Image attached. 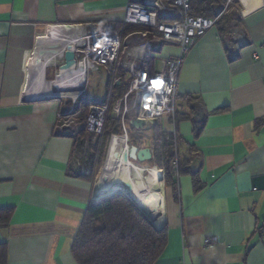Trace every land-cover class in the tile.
Instances as JSON below:
<instances>
[{"label":"crops","instance_id":"obj_1","mask_svg":"<svg viewBox=\"0 0 264 264\" xmlns=\"http://www.w3.org/2000/svg\"><path fill=\"white\" fill-rule=\"evenodd\" d=\"M127 2L0 0V209L13 208L0 225L6 264H79L72 243L89 203L102 193L95 180L70 169L75 138L57 129L64 100L47 89L29 98L34 51L57 23L121 22ZM238 6L243 45H228L214 25L182 64L176 114L191 111L193 95L206 113L200 134L189 117L157 120L177 132L180 158H190L203 185L196 190L193 174L183 173L174 194L160 176L155 187L164 208L153 222L168 226V244L155 264H264V0ZM178 51L165 44L152 52L151 72ZM50 67L49 80L56 69ZM208 237L215 242L207 244Z\"/></svg>","mask_w":264,"mask_h":264},{"label":"built area","instance_id":"obj_2","mask_svg":"<svg viewBox=\"0 0 264 264\" xmlns=\"http://www.w3.org/2000/svg\"><path fill=\"white\" fill-rule=\"evenodd\" d=\"M190 2V0H128L124 18L119 25L96 21L70 23V29L76 30V39L73 42L76 45L75 57L81 62L74 70L84 67L86 79L76 96L53 95L62 98L67 106H63L57 113L58 131L74 138L82 130L95 136L101 134L110 108L114 85L122 81L124 72L123 80L128 83V88L112 108L116 113L115 116L121 119L123 132L119 135L128 136L130 142L127 114L145 119L147 124L144 128L150 127L153 124L152 120L156 122L164 115H171L175 120L178 100L177 83L186 53L202 34L216 25L226 12L238 13L239 11L238 0H221V4L213 15H194L190 13ZM58 25L67 26L68 24L57 23L53 26ZM129 25L138 27L126 31ZM229 33L231 39L228 45L231 43L240 47L246 41V33L236 21L231 23ZM165 44L178 45L179 51L168 58L165 68L150 74L145 67L146 61L152 52ZM66 46L61 60L64 59ZM60 61L49 65L56 68L55 77L50 80L58 78ZM103 68L107 70L110 78L108 94L102 99L90 100L89 110L82 116L81 108H78L77 104L88 84L89 73ZM131 96L136 99L134 106L129 103ZM68 101H70L69 104ZM199 114L203 116L205 112L200 109ZM172 133L175 138L174 151L178 155V135L176 131ZM114 134L117 133H112L111 140ZM151 149L154 152L152 147ZM80 161L78 155L71 163L70 169L75 174L82 169ZM173 164L178 177V157L173 160ZM214 242V237L206 239L207 244Z\"/></svg>","mask_w":264,"mask_h":264},{"label":"trees","instance_id":"obj_3","mask_svg":"<svg viewBox=\"0 0 264 264\" xmlns=\"http://www.w3.org/2000/svg\"><path fill=\"white\" fill-rule=\"evenodd\" d=\"M190 13L194 15H213L221 4V0H190ZM240 23V15L232 11L226 12L216 23L220 32L226 39L229 38V27L232 22ZM121 22L117 23L118 25ZM137 25H129L126 31L137 28ZM230 40V38H229ZM154 58L149 56L145 67L150 74ZM122 81L114 85L110 98V108L107 112L104 127L101 134L96 136L87 135L83 130L74 140V146L77 150L84 151L85 156L82 161V169L79 176L89 180L95 179L97 167L103 164L107 145L109 144L112 133L114 134L111 143L116 144L115 155L108 161L110 164L122 149L121 119L112 115V108L128 88V83ZM49 76V74H48ZM110 78L108 76L109 86ZM115 90V92H114ZM191 111L187 113L176 114V122L183 117L192 118L195 122V134L199 135L203 127L206 113L200 116V106H197L193 95H189ZM87 97H80L77 104L81 108L82 116L89 110V101ZM130 101H133L131 96ZM193 113V114H192ZM194 115V116H193ZM199 117V121L196 119ZM131 114L126 115L130 143L140 147L150 146L154 149V158L152 165H157V170L165 178L166 188L170 187L177 192L178 177L175 174L173 160L178 157V173H191L194 176V187L196 190L202 188V182L197 172L191 168L190 158L181 159L176 155L175 138L173 133L163 130L157 121L150 126L149 136L143 135L144 128H137L130 123ZM201 123V125H199ZM198 125L200 126L198 128ZM149 140V143H148ZM88 142V143H86ZM86 144L87 147H86ZM179 144V139H178ZM112 150L109 149L108 157ZM110 160V159H109ZM163 169V171H161ZM13 212V208L0 209V225L8 223ZM168 244V226H156L139 204L127 193L116 191L106 196H101L91 201L84 213L78 231L72 243V252L79 264H155L158 257L163 253ZM7 262V245L0 244V264Z\"/></svg>","mask_w":264,"mask_h":264},{"label":"bare ground","instance_id":"obj_4","mask_svg":"<svg viewBox=\"0 0 264 264\" xmlns=\"http://www.w3.org/2000/svg\"><path fill=\"white\" fill-rule=\"evenodd\" d=\"M58 27H61L63 33L55 32L51 35L41 36L38 39L39 41H37L31 80L32 92L29 98L34 97L33 91H35L36 95H39L46 89L48 90L46 92L47 95L70 94L76 96L84 84L86 79L84 67L72 70L63 76L58 75L55 80L45 78L46 66L53 62H59L63 55L64 47L68 43H73L76 39V30L63 25ZM121 146L122 151L118 154V157H121L122 161L118 164L117 169L113 173L102 172L104 171L102 170L100 175L96 177L97 191L102 193L101 195H96V198L112 193L114 192L113 189L128 183L133 199L152 220L156 219L164 208V198L161 190L155 187L152 182L155 167L140 165L131 159L126 160L124 158L125 153L131 150L128 136L122 135ZM103 167H105V164ZM161 175H158V179Z\"/></svg>","mask_w":264,"mask_h":264},{"label":"rangeland","instance_id":"obj_5","mask_svg":"<svg viewBox=\"0 0 264 264\" xmlns=\"http://www.w3.org/2000/svg\"><path fill=\"white\" fill-rule=\"evenodd\" d=\"M60 31L61 30V27L56 29V31ZM55 31V32H56ZM60 33H63L62 31H60ZM46 35L49 34V30L46 31L45 33ZM229 38L231 39V34H229ZM228 38V39H229ZM52 64V63H51ZM49 68V66L47 67ZM53 72H54V68L53 67H50L49 68V76H53ZM107 78H108V72L106 69H101L100 71H91L89 73V78H88V84L86 86V89L85 91L83 92L84 94L82 95L83 97H87V98H90V99H100V98H104L107 96L108 94V90H109V86L107 85ZM113 92V91H112ZM115 92V90H114ZM70 103V101H68V104ZM130 104H132L133 106L135 105L136 103V99L133 97V101H129ZM67 104V105H68ZM129 104V105H130ZM64 107H67L66 104H63ZM114 109H112V115L115 116V112H113ZM79 116H80V113H79ZM120 128H121V125H120ZM83 131V130H82ZM150 129H145L143 131V135H146V136H149L150 133ZM87 133V132H86ZM79 135V134H78ZM87 135H89L87 133ZM96 136L93 135V139L95 140ZM111 142V137H110V140H109V144H110V147H109V144L107 145V149H106V153H105V159L103 161V164L100 166V167H97V170H96V173H95V179L96 180V177L100 175L101 171L102 172H109V173H113L116 169H117V166L118 164H120V162L122 161V158L118 157V154L122 151V149L118 152V154L116 155V157L113 159L112 163L110 164L108 161H111V159L113 158V156L115 155V151L113 149L116 148V144L114 143H110ZM88 143V142H86ZM148 143H149V140H148ZM88 144H86V147H87ZM108 149H111L112 152H111V155L110 157H108V160H107V154H108ZM78 155L80 156V159H81V166L83 165L82 164V161L84 159V156H85V152L84 151H80V150H77L76 151V154H74V160L75 158L78 157ZM110 159V160H109ZM153 160V159H151ZM151 160H148V161H143V162H138V161H134L140 165H148V166H153L155 167V174H154V178H153V185H157L159 184V179H158V175H161L162 173H160L159 170H157L156 166L155 165H152L151 164ZM105 164V167H103ZM83 167V166H82ZM81 167V168H82ZM163 171V169L161 170ZM164 173V171H163ZM164 175V174H162ZM163 183H164V188L166 187L165 185V178H163ZM122 187V189H120ZM166 189V188H165ZM117 191H124V192H127L130 196L132 195L131 194V190L129 187H127L125 184L121 185L119 188L117 189H113V191L116 192ZM150 218V217H149ZM152 220V218H150ZM153 221V220H152ZM154 223V222H153ZM155 224V223H154ZM157 226V225H156ZM163 226V225H162Z\"/></svg>","mask_w":264,"mask_h":264},{"label":"water","instance_id":"obj_6","mask_svg":"<svg viewBox=\"0 0 264 264\" xmlns=\"http://www.w3.org/2000/svg\"><path fill=\"white\" fill-rule=\"evenodd\" d=\"M69 26L70 25L68 24L67 27H69ZM75 50H76V45L74 43H68L67 44L66 50L64 52V59H62L60 61L59 66H58V75H60V76L66 75L68 72L74 70L76 68L77 64H81L80 61L76 60ZM118 83H120V81ZM151 122L153 124L155 123L153 120ZM130 123L137 128H144L147 124V121L143 118L135 116V117H132L130 119ZM130 144H131V150L129 152L127 151L124 155V158L126 160L131 159L133 161H138L140 163V162L148 161V160H151L154 158V153H153L150 146L140 147L136 144H132V143H130ZM109 147H110V144H109ZM108 151H109V149H108ZM125 185L130 188V185L128 183H126ZM120 189H122V187ZM109 194H111V193H109ZM106 195H108V194H106ZM106 195H103V196H106ZM131 197H132V195H131Z\"/></svg>","mask_w":264,"mask_h":264}]
</instances>
